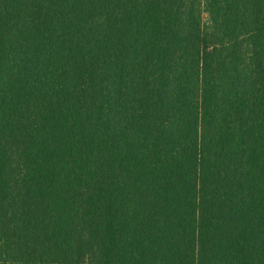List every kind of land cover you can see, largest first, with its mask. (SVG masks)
I'll list each match as a JSON object with an SVG mask.
<instances>
[{"label": "trees", "instance_id": "trees-1", "mask_svg": "<svg viewBox=\"0 0 264 264\" xmlns=\"http://www.w3.org/2000/svg\"><path fill=\"white\" fill-rule=\"evenodd\" d=\"M0 264H264V0H0Z\"/></svg>", "mask_w": 264, "mask_h": 264}]
</instances>
